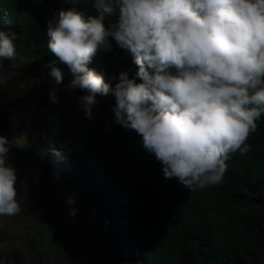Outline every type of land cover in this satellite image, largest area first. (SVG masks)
Here are the masks:
<instances>
[{"label": "trees", "instance_id": "obj_1", "mask_svg": "<svg viewBox=\"0 0 264 264\" xmlns=\"http://www.w3.org/2000/svg\"><path fill=\"white\" fill-rule=\"evenodd\" d=\"M93 3L0 0V30L16 49L7 60H29L33 66L27 68L42 70L31 84L22 81L24 91L2 105L19 108L31 125L34 116L37 133L26 144L35 145L51 175L29 225L31 259L49 264V251L55 258L51 264H59L56 257L65 245L58 248L50 240L64 236L62 212L75 208L73 219L103 264H264V115L247 140L250 151L230 156L219 185L190 190L176 178L166 179L142 137L112 123L114 97H97L93 119L85 118L77 103L82 93L66 87L73 75L47 48L48 22L61 9L75 7L87 17L97 14ZM114 19L106 18V26ZM111 43L112 50H99L89 67L114 87L121 71L131 68V76L136 66ZM53 67L63 73L61 84L50 75ZM52 88L58 89V104L49 101ZM69 197L74 204L67 203ZM41 239L45 246L37 243ZM72 255L61 264H72Z\"/></svg>", "mask_w": 264, "mask_h": 264}, {"label": "clouds", "instance_id": "obj_2", "mask_svg": "<svg viewBox=\"0 0 264 264\" xmlns=\"http://www.w3.org/2000/svg\"><path fill=\"white\" fill-rule=\"evenodd\" d=\"M92 6L97 14L87 17L75 7L61 9L47 28V48L73 75L66 87L82 93L77 103L85 118L93 119L97 97L111 95L112 123L142 137L166 179L190 190L219 185L230 156L250 151L247 140L264 115V0H94ZM108 17L115 19L106 26ZM111 41L136 66L131 76V68L121 71L114 87L89 67L99 50H112ZM15 55L13 40L0 30V68ZM50 75L63 82L59 67ZM57 91L48 93L53 104ZM11 148L0 135V216L22 211L16 170L7 163Z\"/></svg>", "mask_w": 264, "mask_h": 264}, {"label": "rangeland", "instance_id": "obj_3", "mask_svg": "<svg viewBox=\"0 0 264 264\" xmlns=\"http://www.w3.org/2000/svg\"><path fill=\"white\" fill-rule=\"evenodd\" d=\"M28 66L33 65L9 68L3 62V67L0 68V135L7 137L12 145L7 163L16 170L17 200L22 207V211L16 216H0V264H37L29 255V236L34 234L29 225L39 212V204L45 192L46 184L31 185L32 168L27 170V162L35 153L33 150L35 145L30 142L26 144L30 137L36 135L37 126L34 116L31 125L27 116L23 115L19 108L6 110L2 107L6 99L24 91L22 81L31 84L34 79L42 74L40 67L27 68ZM25 145H28L27 152L22 155L20 149ZM62 226L64 236H60L59 239L51 237L50 240L56 246H62V243L65 245L63 251L60 252L61 256L56 257L59 264L65 263V260H70L69 253L72 252L74 259L72 264H103L101 258L92 254L91 247L86 243L85 234L67 210L62 212ZM37 243L40 246H45L42 239L37 240ZM46 255L49 264L53 260L55 262V258L51 256L49 251H46Z\"/></svg>", "mask_w": 264, "mask_h": 264}, {"label": "water", "instance_id": "obj_4", "mask_svg": "<svg viewBox=\"0 0 264 264\" xmlns=\"http://www.w3.org/2000/svg\"><path fill=\"white\" fill-rule=\"evenodd\" d=\"M3 62L9 68L23 67L25 65L32 64L29 60H19L16 63L10 64L7 59H4ZM31 168L32 177L30 178V183L32 186H36L37 183L47 184L50 181V172L37 153H33L28 159L27 170L29 171Z\"/></svg>", "mask_w": 264, "mask_h": 264}, {"label": "flooded vegetation", "instance_id": "obj_5", "mask_svg": "<svg viewBox=\"0 0 264 264\" xmlns=\"http://www.w3.org/2000/svg\"><path fill=\"white\" fill-rule=\"evenodd\" d=\"M31 178V177H30Z\"/></svg>", "mask_w": 264, "mask_h": 264}]
</instances>
